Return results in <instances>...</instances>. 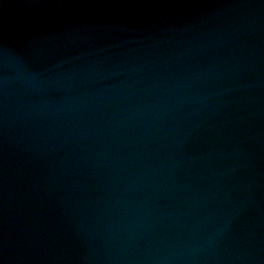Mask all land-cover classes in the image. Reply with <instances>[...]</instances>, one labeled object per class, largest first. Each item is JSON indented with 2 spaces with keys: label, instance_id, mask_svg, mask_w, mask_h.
Returning a JSON list of instances; mask_svg holds the SVG:
<instances>
[{
  "label": "water",
  "instance_id": "95a60500",
  "mask_svg": "<svg viewBox=\"0 0 264 264\" xmlns=\"http://www.w3.org/2000/svg\"><path fill=\"white\" fill-rule=\"evenodd\" d=\"M0 264H264V0H0Z\"/></svg>",
  "mask_w": 264,
  "mask_h": 264
}]
</instances>
